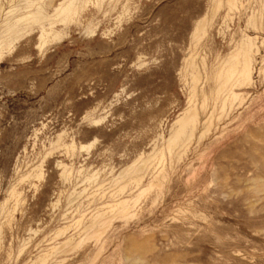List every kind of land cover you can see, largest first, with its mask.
I'll use <instances>...</instances> for the list:
<instances>
[{
	"label": "rangeland",
	"instance_id": "rangeland-1",
	"mask_svg": "<svg viewBox=\"0 0 264 264\" xmlns=\"http://www.w3.org/2000/svg\"><path fill=\"white\" fill-rule=\"evenodd\" d=\"M69 1L0 50V264H264V0ZM247 39L250 81L219 85Z\"/></svg>",
	"mask_w": 264,
	"mask_h": 264
},
{
	"label": "bare ground",
	"instance_id": "bare-ground-1",
	"mask_svg": "<svg viewBox=\"0 0 264 264\" xmlns=\"http://www.w3.org/2000/svg\"><path fill=\"white\" fill-rule=\"evenodd\" d=\"M221 1L227 5L228 9L234 8L236 4L240 2V0H216L215 4L218 5ZM50 4L51 0H28L24 7L25 12L14 15L5 24L3 35L0 38V50L10 48L12 44H14V42L17 41L22 35L29 33L33 26H37L39 29V38L41 39L39 46H41L45 42L46 37H56V24L65 26L69 24V22L72 21L77 15V8L72 3V1L67 0L60 3L59 6L54 9V13L52 15L47 13L48 10L46 11V8L49 7ZM205 20L206 17L200 19L196 23L194 37L206 31L204 28ZM253 51V45L248 39L246 41H242L236 48L235 52L229 57V59L227 61L225 60L226 65L224 67L223 78L219 85H223L229 80H232L234 83H236L235 85L248 83L251 79L252 73L250 61L251 53ZM233 95H235L234 92ZM175 122L177 123V128L167 140V145L169 148L171 147L172 142H177L179 139H182L183 141V139L185 140L192 134L198 122V112H196L195 109H186L181 113ZM62 168V172H64V166ZM29 174L32 175L33 173ZM33 176H37V173H35ZM10 192L11 195L17 194L14 190H11ZM105 208L107 211L113 212L114 216L126 215L129 213L130 205L127 199H121L117 202L105 205ZM105 212L102 210L98 211L96 215L93 216L90 224L87 227L89 229L96 227L95 232L104 228L109 221V218L105 216ZM67 240L65 242H67Z\"/></svg>",
	"mask_w": 264,
	"mask_h": 264
}]
</instances>
